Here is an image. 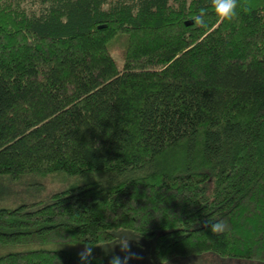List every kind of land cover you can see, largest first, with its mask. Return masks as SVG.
Listing matches in <instances>:
<instances>
[{
    "label": "trees",
    "instance_id": "16d2710c",
    "mask_svg": "<svg viewBox=\"0 0 264 264\" xmlns=\"http://www.w3.org/2000/svg\"><path fill=\"white\" fill-rule=\"evenodd\" d=\"M239 5L0 0V264H109L122 235L153 264L264 263V0Z\"/></svg>",
    "mask_w": 264,
    "mask_h": 264
},
{
    "label": "rangeland",
    "instance_id": "374dc122",
    "mask_svg": "<svg viewBox=\"0 0 264 264\" xmlns=\"http://www.w3.org/2000/svg\"><path fill=\"white\" fill-rule=\"evenodd\" d=\"M125 46H126V42H124V41H119L118 43H116V45L112 46V49H111L112 54L119 64H122V62H123L122 53H123ZM39 183H41V182H39ZM61 186H62V182L60 181V179L53 180V178H50L46 181L44 191L38 192L34 196V199L40 200L38 197L42 198L44 196V194H49ZM14 187L15 186H12V185L8 186L7 189H9L10 192L5 193V196L2 200V203L13 204V203H17V202L26 198L24 191L27 192V189H24L23 187L22 188H20V187L14 188ZM29 189L34 190L31 187ZM13 192L17 193V195L9 198L11 196L10 194L11 193L13 194ZM42 193H44V194H42ZM124 236L125 235H122V238H124ZM133 241H135V242H133ZM146 242L147 241H145L143 238H139V237L137 239L134 238L130 241V248H131L132 252H134L138 255L140 264H153V262L149 258L148 247H147ZM66 248H68V247H66ZM82 249H81V247H78V250L81 251ZM114 251H118L121 253L120 247L117 243L99 245L94 249V252H98V253H110V252H114ZM166 264H264V263H261L258 261L242 260V259L241 260L222 259V258L215 256V255L206 254V255L194 256V257H189V258L172 259L169 262H167Z\"/></svg>",
    "mask_w": 264,
    "mask_h": 264
},
{
    "label": "clouds",
    "instance_id": "9594fccd",
    "mask_svg": "<svg viewBox=\"0 0 264 264\" xmlns=\"http://www.w3.org/2000/svg\"><path fill=\"white\" fill-rule=\"evenodd\" d=\"M238 7H240L239 0H211V8L221 23L234 21L238 16ZM207 16V10L201 9L191 20L194 21L196 26L206 29L208 27ZM205 226L209 227L211 233L214 235L222 234L226 228L225 222L221 220L215 222L207 221ZM131 240V237L124 236L122 240L119 239L117 241L120 251L124 255L121 257L120 255L113 254L109 260V264H129L130 260L139 259L138 255L131 251ZM94 247L84 244L83 249L78 253L80 264H92V261L95 259L93 255Z\"/></svg>",
    "mask_w": 264,
    "mask_h": 264
}]
</instances>
